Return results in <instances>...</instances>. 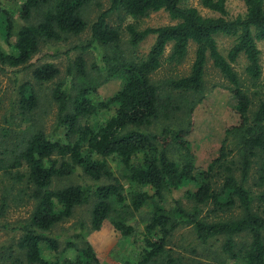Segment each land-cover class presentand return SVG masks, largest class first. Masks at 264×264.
I'll return each mask as SVG.
<instances>
[{
    "label": "trees",
    "instance_id": "1",
    "mask_svg": "<svg viewBox=\"0 0 264 264\" xmlns=\"http://www.w3.org/2000/svg\"><path fill=\"white\" fill-rule=\"evenodd\" d=\"M94 1L24 0L17 18L10 11L0 9L1 37L9 47L6 50L0 45L2 70L10 68L13 73H19L15 69H29L43 44L59 42L67 35L81 36L89 29L91 36L86 45L74 49L84 52L96 44L106 47L110 50L103 57L107 76L121 80V88L106 100L91 97L92 93L96 94L95 89L86 87L73 94L63 83L57 84L52 89V98L58 104L52 136L39 125L30 126L21 140L6 150L7 161H0V171L26 184L29 197L36 202L30 219L13 228L20 235L18 247L26 262L101 264L90 244L77 249L73 260L55 262L43 256L42 246L59 251L60 236L53 229L70 218L77 208L91 206V229L98 231L112 217L115 205H120L134 213L146 207L152 210L140 264L160 260L163 264H178L173 257L163 255L168 239L181 227H190L201 245L222 238L221 250L227 259L264 264V90H258L263 75L258 44L264 42V0H241L246 12L237 17L229 15L226 0H202L205 8L218 14L216 17H206L194 7L183 6V0H108L109 8L88 24L84 12ZM161 11L168 13L175 23L145 29H139L137 24L126 27L133 47L150 36L155 37L145 57L128 58L121 46L120 30L109 23L111 16L122 12L140 21ZM220 34L235 40L226 54L218 46ZM14 37L16 40L12 42ZM191 43L196 45L191 70L188 75L173 79L170 88L182 95H201L210 60L227 81L242 122L227 131L218 158L206 169L197 166L186 141L188 129L165 128L160 133L149 130L160 117L162 105L152 77L165 60L181 64ZM168 47L171 53L166 57ZM69 54V50L65 52ZM242 56L247 61L246 80L235 68ZM85 64L82 56L75 59L76 73L83 77L87 76ZM68 72L72 73L71 67ZM59 74L53 63H44L33 70L35 80L41 83L51 82ZM15 84L17 108L23 117L32 116L39 108L40 95L30 82L19 84V78L15 77ZM192 101L188 104L192 110L201 103V99ZM114 107V114L103 124L95 127L88 122L89 118ZM62 129L68 142L59 138ZM235 138L239 142L232 148ZM174 146L185 153L180 162L171 157L170 149ZM109 159L119 162L121 178L115 176ZM79 170L95 183L54 188L56 179ZM105 179L110 182L101 183ZM122 181L138 188L129 204ZM182 190L185 191L182 200L167 208V195ZM6 208L3 198L0 217ZM124 221V218L115 221L114 226L119 236L129 237L134 229Z\"/></svg>",
    "mask_w": 264,
    "mask_h": 264
},
{
    "label": "rangeland",
    "instance_id": "2",
    "mask_svg": "<svg viewBox=\"0 0 264 264\" xmlns=\"http://www.w3.org/2000/svg\"><path fill=\"white\" fill-rule=\"evenodd\" d=\"M227 10L231 17L243 15L246 12L244 2L241 0H226ZM24 0H0V9H6L19 17V10ZM183 6L198 9L201 15L206 17H216L218 14L205 8L202 0H183ZM109 8L108 0H95L93 4L85 9L84 16L88 24H92L99 14ZM109 23L120 30L121 46L130 59L145 57L150 51L155 41L154 36H150L145 42L137 47L129 43V35L126 27L129 24H137L139 29L157 28L171 25L175 22L170 19L168 13H151L147 18L136 21L127 17L124 13H115L109 19ZM88 29L81 36L67 35L59 42H48L43 44L41 53L34 57V66L29 69L21 67L15 69L19 73H13V69L2 70L0 66V161H7L5 153L7 149L13 148L21 140L23 132L30 126L39 125L47 135L52 136L57 122L58 104L52 98V89L59 83H63L77 94L79 89H95L96 94L91 97L98 100H106L112 97L120 88L121 80L109 78L106 72V63L103 61L105 55L110 54L106 47L96 44L95 48L88 51L75 50L74 47L86 45L90 39ZM16 37L12 39L15 42ZM234 38L225 35H218L217 42L223 54L234 44ZM0 45L9 50L8 45L1 37ZM261 65L263 75L258 90H264V42H260ZM69 55H65L66 51ZM196 45L191 43L187 58L180 64L164 61L162 67L152 77V82L159 88L161 97L160 117L154 121L149 130L160 133L165 128L188 129L190 134L186 137L189 148L196 157L197 166L206 169L208 165L218 158L222 142L226 137L227 131L238 126L241 122L239 114L235 110V100L228 89V83L218 69L209 60L204 76L205 91L199 96L192 94H180L170 88L173 79L180 78L189 74L195 59ZM61 53L59 56L52 54ZM171 53V47L167 48L166 57ZM112 54V51H111ZM51 55V56H50ZM82 56L85 59L87 76L83 77L76 73L75 59ZM44 63H53L59 69L60 74L51 82H37L33 76L36 66ZM246 58L242 56L235 65L241 78L246 80L245 68ZM69 67L72 73L68 72ZM15 77L19 78V84L30 82L40 95L39 108L30 115H21V111L16 106L17 86ZM250 86L249 81H247ZM252 87V86H250ZM183 97H187L183 100ZM201 99L192 110L189 102L192 99ZM198 103V102H195ZM115 112V107L110 111H103L97 116L89 118L88 122L92 126H99L109 119ZM59 138L68 142L66 131L62 129ZM239 142L235 138L231 142V147L235 148ZM171 157L181 161L184 151L177 146L170 149ZM235 154V152H234ZM109 164L115 176H122L121 166L115 159H109ZM1 165V164H0ZM50 165V164H49ZM257 169V164L255 169ZM83 182L95 183L83 171L79 170L76 174L69 177L58 178L54 182V188L59 189L69 185H80ZM108 180L101 183L107 184ZM124 194L131 201V196L137 191V187L124 183ZM26 184L12 180L4 172L0 171V206L2 199L5 198L7 208L5 214L0 217V264H28L18 247L20 238L19 233L13 228L26 223L35 209L36 202L29 197L30 191ZM193 189V188H190ZM185 191H175L167 195V208H173L177 200H182ZM186 204V201L183 200ZM115 212L108 219L100 230H92L90 225L91 206H81L68 219L58 224L53 232L60 236V248L58 252H53L42 246L43 256L55 262L58 260H73L77 256V249L84 248L87 244L93 246L94 251L101 264H140L144 257L146 226L150 222L151 208H143L134 213L131 208L115 205ZM131 212V213H130ZM134 213V214H133ZM206 213V212H205ZM125 219V223L134 229L129 237H121L115 229L114 222ZM84 228V229H83ZM223 239L213 240L207 245L195 240L190 227H181L176 230L171 238L168 239L166 255L177 260L178 264H245L244 261L227 259L222 253ZM150 264H163L162 261L151 262Z\"/></svg>",
    "mask_w": 264,
    "mask_h": 264
}]
</instances>
